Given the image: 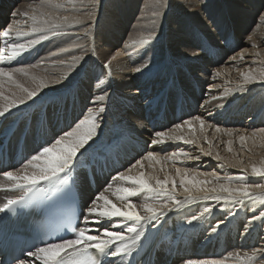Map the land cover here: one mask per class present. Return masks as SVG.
Wrapping results in <instances>:
<instances>
[{"label":"bare ground","instance_id":"bare-ground-1","mask_svg":"<svg viewBox=\"0 0 264 264\" xmlns=\"http://www.w3.org/2000/svg\"><path fill=\"white\" fill-rule=\"evenodd\" d=\"M55 3L60 7L43 4L42 0H0V32L9 30L11 37H0V47L6 50L9 44H27L38 37L21 36L17 40L15 35L17 31L30 32L33 26H38L33 25L29 17L39 15L40 10L81 21L79 25L59 30L69 35L42 33L49 39L40 43L41 48L35 45L14 61H0V67L7 68L19 79L3 89L0 110L23 98L24 89L38 90L41 84L46 85L37 97L0 117V145L12 129H15L12 140L15 135L25 134L24 145L39 143L31 151L26 150L27 156L21 166L8 171L17 176L39 174L45 167L40 148L51 146L65 132L76 129L79 120L95 116L98 125L95 135L81 150L83 155L76 166L68 172V182L76 187L80 199L76 232L83 228L93 229L88 232L90 235L99 234L95 230L97 225L91 222L99 217H89V222H85V216L88 215L86 208L92 206V199L100 192L118 207L126 202L119 200L121 193L117 189L133 185L112 179L118 172L131 176L151 175L161 180L170 177L175 180V200L181 202L177 205L172 200H156L149 193L131 198L142 215L144 203L159 206L166 202V215L158 221L144 222L140 241L132 245L133 253L118 256L112 264H185L189 259H216L223 264H264V259H252L257 249H264V221L250 223L253 216H259L264 210L257 201L264 193L253 187L251 174L253 164L264 168V132L260 131L264 129V83L260 82L264 80V17L238 25L229 14L238 5L235 0H142L138 2L140 11L134 24L121 32L119 38L123 51L132 50V53L121 61L108 62L110 66L105 68V62L112 56L106 46L111 45L106 37L110 31H116L105 19L107 14L111 15L109 8L127 9L129 13L134 6L128 0H97L95 5L88 0H55ZM183 7L188 9L183 10ZM167 15L173 21L171 24L164 19ZM217 23L219 26L210 32L194 27H214ZM244 28L250 31L251 41L248 37L242 38ZM184 32L188 37L190 34V38L182 40L175 36ZM152 33V39L144 43ZM237 42L243 47L234 51ZM57 45L61 48L57 53L60 57L51 60ZM81 56L82 61L73 60ZM30 67L38 70L27 71ZM70 67L72 71L64 79ZM137 68L140 71H136ZM17 69L23 71H15ZM246 77L253 82L245 83ZM52 80L61 82L47 86ZM8 91L11 97H5ZM105 93L108 95L104 101L95 100ZM101 107L105 109L102 113L99 112ZM88 108H92V113ZM197 116L203 119V126L195 119ZM184 120H190L193 127L184 125ZM176 124L181 127L175 128ZM229 129L231 135L225 132ZM156 131L164 132L165 136L156 137ZM241 135L245 136L244 141L239 139ZM169 136H184L197 143L172 142ZM152 139H163L165 143L153 146ZM201 148L211 151L212 155H203ZM149 151L154 153V158L147 157ZM177 152L187 153L189 158L181 155L177 159L172 155ZM217 155L220 161L215 159ZM33 156L37 159L33 160ZM196 156L200 159H191ZM136 160L141 164L133 167ZM177 168L181 169L179 175ZM184 169L189 171L185 174ZM87 171H91L94 185H88ZM213 172L222 179L213 180L208 188L217 183L230 187L247 185L257 198L243 205L215 199L186 200L185 197L202 194L205 187L196 185L193 177L208 180ZM241 175L247 179L231 183L226 179ZM181 178H185V185L190 189L188 193L180 186ZM171 179L167 185L169 189L173 188ZM151 182L155 184L154 180ZM12 185L13 182L0 173V207L8 199H17L23 194L22 189ZM59 185V180L42 181L37 187L52 191ZM103 203L97 200L96 206L100 208ZM205 208L211 211L205 213ZM193 216L199 219L193 221ZM132 224L126 219L113 218L109 230L126 229ZM75 233L68 239H75ZM21 261L42 264L26 254L14 264Z\"/></svg>","mask_w":264,"mask_h":264},{"label":"snow or ice","instance_id":"snow-or-ice-1","mask_svg":"<svg viewBox=\"0 0 264 264\" xmlns=\"http://www.w3.org/2000/svg\"><path fill=\"white\" fill-rule=\"evenodd\" d=\"M43 4L52 5L56 8H59L60 5L55 3V0H42ZM88 3L95 5L97 0H88ZM24 16H28V13H22ZM33 22V26L30 32H21L17 31L15 38L18 40L21 36L29 35H38V39H32L28 42L27 46L24 44H9L7 50L4 47H0V61H14L18 57H21L25 52H28L35 45L40 44L41 42L49 39L48 35L42 33H49L51 36L57 35H69V33L61 32L60 29L71 26L79 25L81 21L79 19L72 18L70 19L67 16H55L51 13L40 12L39 15H31L29 17ZM154 33L150 34L148 39L144 43H148ZM0 37L5 39H10V31L5 30L0 32ZM252 36H248V40H252ZM7 51V54H6ZM230 59H235L231 57ZM74 61L79 62L83 60V57H74ZM109 64H105L104 67H109ZM75 67V64L72 66ZM72 67L68 69V73L65 74L64 79H67L68 74L71 73ZM15 71H23L22 69H17ZM136 71H140L139 68ZM0 77H7L9 81H12V73L7 69L0 67ZM59 80H52L50 85L52 86L57 83H60ZM252 80L246 77L245 83H251ZM264 83V80L260 81ZM101 84L104 83L103 80L100 81ZM99 86V85H98ZM46 85L41 84L38 90L29 91L24 89L23 91L26 95L23 98H18L14 103H9L8 107L0 110V117H4L6 114H9L10 111L14 108H18L21 104L27 103L29 100L37 97L43 88ZM108 93L103 95H98L95 97L96 101H104ZM92 108H88V112L92 113ZM105 111L103 107L99 109V112L102 113ZM98 115V113H97ZM196 120L200 121L201 126H203L204 121L200 116L195 117ZM95 116H86L84 119L79 120V123L76 125V129L73 131L65 132L60 138L56 139L54 144L51 146H44L40 148V154L45 157V167L39 173H33L31 175L25 174L22 176L14 175L11 171H4L3 176L9 181L13 182L12 187L20 188L23 190V194L17 199H8L2 207H0V212H11L15 209L16 206H27V202L33 199L35 192L38 190L37 186L40 182L52 183L59 180L60 184H67L68 182V172H70L79 161V158L83 153L82 149L91 141L95 135L98 125L95 122ZM184 125H187L189 128H192V122L190 120H184ZM81 126L84 128L80 131ZM180 124H176L175 128L179 129ZM203 131V127L201 128ZM220 131L219 128L216 129ZM261 132H264V129H260ZM226 134L231 135L232 130H225ZM155 136L158 138H163L165 133L162 131H156ZM207 142V137L204 138ZM241 141L245 140V136L241 135L239 137ZM169 141H182L185 145H192L197 143L195 139H186L184 136H169ZM165 141L163 139H152L151 145L156 146L163 144ZM231 143V141H229ZM200 151L205 156H211V151H204L202 148ZM175 158H179L181 155L188 159L189 156L187 153L177 152L172 154ZM148 158H154V153L149 151L147 153ZM171 158V157H170ZM33 160H36L37 157L33 156ZM193 160H199L200 157H191ZM217 161L221 160V157L217 155L215 157ZM141 161L136 160L135 164L140 165ZM223 167V165H221ZM189 170L184 169L183 172L186 174ZM243 171V170H240ZM177 174L181 173V169H176ZM63 174V178H61ZM251 174L253 176L264 177V168H258L255 164L252 165ZM211 179L208 180H195L196 185H204L202 189V194L196 196L185 197L188 199L195 200H208L215 199L217 201L224 200L225 202H240L242 205L245 201L254 200L257 198V195L250 191L247 185L241 187H230L228 184L217 183L211 188H208L207 185L212 184V181H219L222 179L216 172L210 174ZM119 179L123 182H130L132 187H122L117 189L121 195L118 197L123 203L122 207H118L116 204L112 203L104 192H100L99 195L92 199V206L86 208L87 216H85V222H89V217H99L95 221H91L97 225L95 229L99 234L90 235L88 232L93 231V229H80L75 233V239H63L60 238L59 242L49 243L47 241H41L43 244L42 247H37L35 252L29 251L26 253L28 258H33L40 260L42 264H112V262L118 256L131 255L135 250L132 245L140 241L141 235L143 234V224L148 221H158L160 217L166 215L164 208L168 207L167 203L160 204L156 206L152 203H144L142 205L144 214L142 215L136 208V206L131 202V198L138 196L141 193L151 194V198L156 200H172L174 204H180V201L175 200L174 189H175V180L170 177H165L161 180L155 176H144L143 174L139 176L126 175L124 172H118L116 176L112 179ZM186 178V177H185ZM185 178L180 179V186L184 189V192L188 193L190 189L185 185ZM171 182L173 188L169 189L167 185ZM229 183L232 181H245L246 176H236V177H227ZM155 181L153 184L151 181ZM255 189L262 190L264 193V185L256 184L253 186ZM221 193H227V195H221ZM261 204L264 206V195H261ZM97 200H103V206L98 208L96 206ZM171 211V208H169ZM208 208L204 209V212H210ZM203 215V213L201 214ZM113 218L126 219L130 222H133L131 226H128L126 229L122 230H113L110 231L109 227L111 225ZM199 217L193 216L192 220H197ZM261 220L264 221V211L259 213V216H253L250 223H255V221ZM213 232L216 231L215 228L212 229ZM126 233H132L133 235L128 236ZM115 249V250H113ZM42 254V255H39ZM252 259H264V249H257L256 253L253 255ZM20 264H24L23 261ZM185 264H223L222 261L216 259H189L185 261Z\"/></svg>","mask_w":264,"mask_h":264},{"label":"rangeland","instance_id":"rangeland-1","mask_svg":"<svg viewBox=\"0 0 264 264\" xmlns=\"http://www.w3.org/2000/svg\"><path fill=\"white\" fill-rule=\"evenodd\" d=\"M128 1L130 2L131 6H134L133 9L129 13L127 12V9L125 11H121L119 8L111 7V8H109V10L111 11V15H108V14L106 15L105 19L109 22V24H113L116 27V31H110L106 37L109 39L110 44H111V45L106 44V46L109 48L110 53H112V56H110V58L105 62V64L106 63L108 64V62H110V61H121L124 58H126L127 56H130V54L132 53V50H128V51L124 50L123 51V47H122L121 42L119 41V38H120L121 32L128 30L134 24L135 18L138 16L139 11H140V3L138 4V2H142V0H128ZM235 1H238V5H236V7H234V8H232V10L230 11L229 14H231V16L234 17V19H236V22L238 25L246 24L247 21H249L250 19H253V18L264 17V0H235ZM116 2H125V0H116ZM188 7H189V4H188ZM179 9L182 10L180 7H179ZM187 9L188 8L183 7V10H187ZM243 9H247V10H245L246 12H244ZM40 12L48 13V11H44V10L41 11L40 10L38 12V14ZM128 14H129V16H128ZM157 16H158V20H160L161 14L158 13ZM221 17L223 18L224 16L221 15ZM164 19H165V21H169L170 24L173 22L172 20H170V16H168V15ZM213 26L214 27L205 25L203 27H198V26L194 25V27L196 29L204 30L207 32L215 30V27L219 26V25L217 23V25L215 24ZM188 31L191 32V30H188ZM249 33H250V31H248V28H244L242 38H247L249 36ZM170 34L172 36L173 33H170ZM175 36L176 37L179 36V38L182 40H185V38H190V34L188 37V35H186L185 32L182 34L176 33ZM33 39H38V37L33 38ZM238 39H241V37H239ZM27 44H24V45L27 46ZM36 46L41 48L40 44H38ZM59 46L60 45H57V50L54 54L55 57L51 58V60H58L59 59L60 56L57 55L58 51L61 49ZM241 47H243V46L237 42V46L233 50L235 51ZM117 52H121V53L116 54ZM37 70L38 69H35L32 67L27 69V71H30V72L31 71H37ZM12 77H13L12 81H9L7 77H0V96L5 94V92L3 91L4 88L8 89L9 87H11V85L14 81L19 82V79H17V75H13ZM11 95H12V93H10L8 91V93L5 95V97H11ZM1 101L3 102L2 99H1ZM244 119L245 118L242 117V120H244ZM254 177L252 176V178L254 179L253 184L264 185V177H260V176H254ZM257 201L261 202V199L257 200ZM263 209H264V206H263L262 210Z\"/></svg>","mask_w":264,"mask_h":264}]
</instances>
